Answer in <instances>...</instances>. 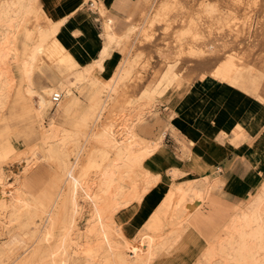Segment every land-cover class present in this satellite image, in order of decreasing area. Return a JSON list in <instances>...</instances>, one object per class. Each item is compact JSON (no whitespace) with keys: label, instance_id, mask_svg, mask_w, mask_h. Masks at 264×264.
Segmentation results:
<instances>
[{"label":"bare ground","instance_id":"obj_1","mask_svg":"<svg viewBox=\"0 0 264 264\" xmlns=\"http://www.w3.org/2000/svg\"><path fill=\"white\" fill-rule=\"evenodd\" d=\"M51 2L54 4L56 0ZM193 2L119 0L117 8L127 12L120 16L110 10L108 0H71L70 13L55 11L51 16L46 14L42 0H0V122L16 83L11 61H18L25 82L24 92L32 102L41 127L38 143L13 154H10L14 150L11 146L7 152L2 151L4 154L0 152V264H157L163 255L172 254L183 245L188 231L197 229V223L201 228L208 223L207 227L212 229L214 225L218 227L216 223L223 225L208 238L201 256L190 264H264V178L260 190L250 201L237 204L231 214L215 216L211 211L207 214L201 211L202 204L210 199L215 181L207 175L177 181L184 171L170 167L166 170L168 187L145 220L149 227L141 225L136 234L131 235L120 217L126 212V220L130 222L153 189L164 180L163 172L153 170L148 164L165 132L151 140L134 130L135 121L142 120L146 113L144 103L134 106L135 100L128 101L131 112L128 118L117 122L118 128L112 116L106 117L111 101L125 90L119 93L121 82L129 81L134 75L133 68L140 58L136 47L149 40L151 49L157 48L161 63L153 75L175 70L196 86L201 82L200 89L222 80L247 92L264 94V50L254 53L255 47L262 45L264 33L255 28L257 38L249 39L246 35L252 24L246 21L244 25L241 22L243 26L238 25L240 20L244 21V16L238 22L235 13L223 9L222 1L200 0L198 8ZM87 3L103 18L99 57L75 69L63 68L53 84L37 88L33 83L37 69L45 64L61 68L73 56L58 34L67 18ZM134 9L140 22L131 20ZM204 15L208 22L201 20ZM218 16L223 21L217 24L219 19L217 26L212 24L214 29L207 32L206 24L214 22L213 17ZM34 18L40 23L31 27ZM258 22L264 24V16ZM118 24L121 25L119 30ZM140 24L144 27L140 28ZM158 24L162 29L173 30L170 43L162 42L157 32L152 31ZM197 24L202 29L200 34L195 33ZM26 30L30 31L33 41L22 52L19 42ZM229 32L233 37L246 36L251 42L248 50L236 49L234 43L227 44L225 38ZM132 37L134 45L117 73L105 78V60L114 49L121 51ZM85 85L92 90L89 104L74 118L72 101L76 97L69 104H64V99L73 93V88ZM150 89L146 85L138 99H134L145 104L150 102ZM131 93L135 95L134 91ZM56 94L61 96L57 101L54 100ZM126 108L123 107V111ZM212 146L218 148L216 144ZM13 156L24 158L26 163L24 177L12 182L7 179L2 163ZM40 159L55 165L56 179L51 185L34 190L25 175ZM59 179L62 184L57 186ZM55 185L56 192L53 191ZM86 204L87 224L80 228L78 220L85 213Z\"/></svg>","mask_w":264,"mask_h":264},{"label":"rangeland","instance_id":"obj_2","mask_svg":"<svg viewBox=\"0 0 264 264\" xmlns=\"http://www.w3.org/2000/svg\"><path fill=\"white\" fill-rule=\"evenodd\" d=\"M212 1H216V0H212ZM217 1L219 3H221V1L223 2V4L221 5L223 9L227 11V13H235V15L237 16V21L242 19L240 17L244 16L243 17L244 21L242 20H240V22L238 21L239 22L238 25L241 26L242 25L241 22L243 23V25L244 23H248V22L252 24L251 26L252 29L250 33L246 35L247 37H249V39L257 38V36H255L256 29L258 32L262 31L264 33V29H263L264 24H261L258 22L259 20H261L262 16H264V4H263L264 0H262L263 2L261 0H254V1L250 0L251 3L249 2V0H237V1L217 0ZM229 1L231 3H229ZM252 1H253V4H252ZM238 2L240 3V5H238ZM192 5H194L195 8L196 7L198 8L200 6V0H194ZM232 6L236 10H233ZM229 9H231L232 11ZM228 10L231 12H229ZM136 11L137 10L134 9V12H133L134 14L131 17V20L135 22H140L141 20H139V17L135 14ZM245 15L248 18H245L246 17ZM201 20H205L206 22H208L205 18V15L201 16ZM213 21L214 22L209 21L210 24L209 23L206 24L208 26L205 28V30L208 29L206 30L207 32H211L214 29L212 27V24L214 27H216L217 26L216 22L218 21L217 24H219V22H222L223 20H222V17L221 18L213 17ZM30 23H31L30 26L33 27L34 25L39 24L40 21L34 18L33 23H32V20ZM140 26H141L140 28L144 27L143 24H140ZM161 27L162 25L158 24L157 27L152 28V31H154V33L157 32L156 34L157 36L159 35L161 37L162 42L164 41L166 42L167 40V43H170L171 38H173L172 37L173 30L168 31L166 29H162ZM199 27L200 26H198L197 24V29L195 30V33H198V34L201 33L202 29L201 28L199 29ZM162 32H164V35ZM165 34H168V35H165ZM228 35H231L229 36L230 38H228ZM228 35L225 38L227 40V44L230 43L229 45H231V43H234L232 44L234 45V48L236 49L240 48L242 49V51H247L248 48L250 47L249 45L251 44V42L249 41V39L248 40L245 39L246 37L245 35H244L245 36L244 38L240 36L233 37L231 32H229ZM262 35L264 36V34ZM133 37L132 39L128 41V43L121 50L122 52L121 62L129 54V52L131 51V47L134 45L135 40ZM167 37L168 38L171 37V38L168 39ZM32 39L33 38H31V34L29 30H26L25 32L22 33L21 39L19 42L22 52H24L30 46L31 42L33 41ZM262 39H263L262 45L259 44L260 47L261 46L262 47L259 48V45L255 47L254 53L256 54L261 53L264 50L263 49L264 48L263 47L264 38ZM75 45L77 46L75 47L76 48L75 50L77 51L79 55L78 58H80V61L82 63H86L87 61L92 59L91 57L90 59L87 58L88 53L84 49L82 42H79ZM151 46L152 45L150 41L148 40L144 44L142 43L141 46H139V48L136 47V50H138V53L140 54V58L138 60V63L134 66L135 69L133 68L134 73H132V75L133 74L134 75L129 78V81L128 79H126L125 81L121 82L122 84H120V86L121 87L123 85L124 86L122 88L120 87L119 93L120 91L125 89L121 92V94H124V95L122 96L121 94L116 95V98H114L111 101L106 111V117L112 116V118L114 119L116 123V127L118 128L117 122L120 121V119L123 117L126 118L125 114L129 110V105H131L129 104V102H131L130 100L133 99L132 101L135 100L133 102V104L135 103L134 106H138V105L141 106L143 103H144L143 106H146L144 107V110L146 111V113L143 116L144 118L142 120L135 121V124H134V130L137 134L142 135L146 138H158L164 131H166V135L164 139L162 140L160 149L156 152L154 157L151 159V163L153 167L157 169H163V172H164L163 182L161 183L160 186L156 188V190L155 189L153 190V192L151 193L153 195L152 198L142 204L140 211H142V209L146 207L145 209L146 212L144 211L137 212L134 218H132L130 222L126 220L127 219L126 212H122V214H120L121 219L127 226L129 233L131 235L136 234L137 229H139L141 225L149 227L148 221H146L145 223V219L148 216V213L150 212V210L154 208L157 205V203L160 201L163 193L166 191V188L168 187L169 179L166 175V170L168 168L183 167L185 169H191V171L189 172L187 171L184 172L177 179V181H182L188 178L197 179V172L194 171L192 167L194 165L193 163L195 162L194 160L195 149L191 146L192 148V151H191V149L188 147V145H190L188 141L196 135H199V136L204 135L202 136L203 138H206L205 135L209 137H214L215 132L218 131L217 127H214L215 130L213 132H211V129H208L205 132H202L199 130V127L197 126V124H201L202 122H205L207 120H212L215 118L214 116L215 112L210 110L211 93H212L211 91H213L214 88L208 87V85H206L205 88L204 87L201 88V93H199L198 95L194 93L193 89H190L185 99H183L181 103L176 105L174 108H172L171 106H173V104L179 98V96L177 95V92L170 98V103H173L171 104V106L164 99H162L163 100L162 101L161 97L158 94H156L155 91L150 92L151 101L146 102V104L145 102L141 100L134 99L135 97H137L138 99V95H140V92L143 87H145L146 85H149L150 87H152L154 82L160 77L156 74L153 75V73H154V70L157 68V66L160 65L159 63H161V57L158 53H156L157 48L153 47V50H152ZM136 50L133 51V54L136 53ZM262 54L264 55V51ZM121 62H119V64H117L115 67L112 64L111 69L110 70L107 69V71L104 72V77L105 78H109L110 76L114 77L119 69ZM136 67H139L140 69L138 68L136 69ZM11 69L13 71V75L16 78V83H15V86L12 92L11 101L8 103V107L4 110L2 121L0 122V152L2 154L7 152L9 146H11L14 149L10 152V154H13L14 151L15 153H17L20 150H22L24 147H29V146L34 145L35 143H38V141H40V138H41V127L39 125L40 122L33 112L32 102L30 101V99L27 97V95L24 92L25 82H24V77L22 75L20 62L18 63V61H11ZM62 70L63 68L52 67L47 64L42 65L41 69H38L35 73V76H34L35 85L39 88L41 85L47 84L55 80L59 72ZM138 73L140 75L139 77H138ZM169 73L166 76H164L163 79H161V81H164V84L168 83V78H169V82H173L175 79H177L175 77L177 74L175 70L169 71ZM186 80L188 81V78ZM189 82L193 83L192 81H190V79H189ZM131 85H133L134 88ZM132 89H135V90H132ZM127 91H129V93ZM131 91H134L135 95L131 96L133 94L131 93ZM125 92H127L128 95ZM257 100L262 103V100L260 98L257 97ZM112 102H113V105H112ZM123 107L125 108L127 107L128 110L126 108V110L123 111ZM147 109L149 111H147ZM173 111H175L176 114H174L173 118H171L170 114ZM219 113L220 112H218L217 115H219ZM253 113L254 111H250L249 116L250 114H253ZM214 121L217 122V120L215 119ZM171 130H174V131L180 130L183 132L184 134L183 143L180 141L179 134L175 133L176 134L175 135L173 131ZM163 141H164V145H163ZM5 147L7 149H5ZM167 147L172 149V151L174 152L170 151L169 149L167 151L165 149ZM244 147L245 145L238 148V150L242 151ZM2 151H5V152H2ZM11 159L12 157L3 161L2 168H3L4 173L6 174L7 179L13 182L15 181L17 177L18 178L24 177L23 170H24L26 161L22 157L15 159V157L13 156V159L12 160ZM83 160H85V158L82 159V164L84 163ZM229 161H232V160H229ZM220 165H224V164H220ZM54 168H55V165H53V163L48 162L44 159L42 160L40 159L38 164H35V166H32L29 169V171L25 175V179L27 180L30 187H32V189L34 190L39 189L43 185H46V186L51 185L53 179H56L55 175L53 174ZM217 169L218 168H214V170H217ZM61 184H62V181L61 179H59L57 186H60ZM57 186L55 185V188L53 189V191L55 192L57 191ZM214 194H217V191H214ZM220 196L226 202L227 201H234V202L238 201V198H234L226 194H221ZM85 208H86L85 213L82 215V217L80 216L78 220V225L80 228H85L87 224V219H88L87 204ZM203 212L205 214L209 213V211L208 212L203 211ZM216 224L218 225V227L214 225L212 229L210 227H207V226H210V224L208 223L202 224V226L204 225L202 228L197 223V229L188 231V237L184 239L185 241L183 245L174 253L163 255L159 259L157 264H190L196 261L197 258L200 257L202 252L205 250L208 238L218 233V231L220 230V226L223 225L222 223H216ZM95 237L96 236H94L93 238Z\"/></svg>","mask_w":264,"mask_h":264},{"label":"crops","instance_id":"obj_3","mask_svg":"<svg viewBox=\"0 0 264 264\" xmlns=\"http://www.w3.org/2000/svg\"><path fill=\"white\" fill-rule=\"evenodd\" d=\"M42 1L45 2L44 8L47 15L54 16L55 11L60 12L62 14H68L71 12V9L69 8V6L71 5V0H56V3L54 4L51 2L54 0H42ZM108 1L111 4L110 10L112 12H114L115 14H119L120 16L127 14V12L119 11V9L117 8L116 3L119 0H108ZM87 4L83 7H80L75 12H73V14H71L67 18L65 23H63L60 27L58 36L60 37L61 41L73 53V56L70 57V60H67L61 68L75 69L76 66L78 65L81 66L85 64L80 61V58H78L79 55L75 50L76 49L75 47H77L75 44L79 42L83 43V47L88 53L87 55L88 59H90L91 56L92 59L99 57L100 54L99 49L103 45L102 43L103 37L101 36L103 32V25H102L103 18L100 16V14L97 11H95L93 8L89 6V3ZM120 28L121 25L118 24L117 29L119 30ZM76 31H78L79 34L76 33ZM121 58H122V52L119 49H114L111 56H109L105 60L106 63L103 74L105 71H107V69L108 70L111 69L112 64L114 67L117 64H119V62H121ZM91 60L87 61L86 63L90 62ZM35 73L33 75L34 85H35V81H34ZM168 73L169 72L162 74L154 82L153 86L150 89V92L155 91L156 94H158L161 97V100L164 99L170 106L171 104H173L170 103V98L177 92L179 98L173 104V106H171L172 108H174L176 105L181 103V101L186 97L190 89L193 88V91L196 95L201 93V89L198 86H203L202 83L198 82V86H196L195 84L187 81L186 80L187 78L185 76H182L180 72H177L175 76L177 79H175L173 82H169V78H168V83L172 85L168 83L164 84V81H161V79H163L164 76H166ZM218 82H220L221 84ZM50 83L53 84L54 80L41 86L43 87L46 85H50ZM229 83L230 82L228 81L220 80L216 82H210L208 84V87L214 88V90L216 91L215 92L213 90L215 93L211 91L212 93H211L210 110L215 112L214 119L217 120V122H215L214 119H212L202 122L201 124H197V126L199 127V130L202 132H205L208 129H211V132H213L215 130L214 127H217L218 131L215 132L214 137H209L205 135L206 138H203L202 136L204 135L202 136L196 135L188 141V143H190L188 147L191 149V151H192L191 146L195 149V156H194L195 162L193 163L194 165L192 167L194 171H197V179H200L202 176L207 175L211 180L215 181L214 187L210 191V199L201 206L202 207L201 211L202 210L205 212L211 211L215 216H222L223 214L224 215L231 214L233 213L232 212L233 208H235L237 204L239 205L241 203H246L250 201L252 197L260 190L261 183L264 178V149H263L264 94L262 95V93L259 92H254V93L252 92L253 93L252 94L232 83L230 84ZM41 86L39 88H41ZM91 91L92 90L89 85L73 88V93H71L69 97L64 99V104H69L73 100V97L74 96L76 97V100L72 101V113H71L72 117L74 118L78 117L80 112L86 106H88L89 95ZM257 97L262 100V103L257 100ZM131 109L132 108L130 106H129V110L127 108L128 111L125 114L126 118H128ZM250 111H254V113L250 114L249 116ZM218 112H220L219 115H217ZM174 114H176L175 111H173L170 114L171 118H173ZM171 131H173L174 134L175 133L179 134L180 141L183 143V137H184L183 132L180 130L179 131L171 130ZM164 132L166 135V131ZM147 139L156 140L157 138H147ZM214 144L218 145V148L217 147L216 149L213 148L212 145ZM163 145H164V141H163ZM244 145H245L244 149L242 151H239L238 148ZM159 149L160 147L157 149V151ZM165 149L167 151L168 149L172 151V149L168 147ZM154 155L150 158L148 166L153 170H160L163 172L162 169H157L153 167L151 163V159L154 157ZM220 164H224V165H220ZM178 168H180L181 170L183 169L185 170V168L183 167H178ZM214 168H218V169L214 170ZM186 171L189 172L191 171V169L189 170L186 169L184 172ZM156 188L154 189L156 190ZM214 191H217V194H214ZM221 194H226L234 198H238V201L226 202L220 196ZM152 196H153L152 194L148 196L145 202L150 200ZM145 209L146 207L143 208L142 211L146 212ZM152 209L150 210V212L152 211ZM142 211H138V212H142ZM198 213L199 211L197 210V214Z\"/></svg>","mask_w":264,"mask_h":264},{"label":"built area","instance_id":"obj_4","mask_svg":"<svg viewBox=\"0 0 264 264\" xmlns=\"http://www.w3.org/2000/svg\"><path fill=\"white\" fill-rule=\"evenodd\" d=\"M60 97H61L60 95L56 94V95L54 96V100H56V101H57V100H59V99H60Z\"/></svg>","mask_w":264,"mask_h":264}]
</instances>
